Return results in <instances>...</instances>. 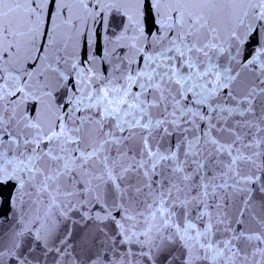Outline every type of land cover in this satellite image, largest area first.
Listing matches in <instances>:
<instances>
[{
  "label": "snow or ice",
  "instance_id": "6c2138e0",
  "mask_svg": "<svg viewBox=\"0 0 264 264\" xmlns=\"http://www.w3.org/2000/svg\"><path fill=\"white\" fill-rule=\"evenodd\" d=\"M0 264H264V0H0Z\"/></svg>",
  "mask_w": 264,
  "mask_h": 264
},
{
  "label": "water",
  "instance_id": "95a60500",
  "mask_svg": "<svg viewBox=\"0 0 264 264\" xmlns=\"http://www.w3.org/2000/svg\"><path fill=\"white\" fill-rule=\"evenodd\" d=\"M12 193L11 185L0 186V199L7 201Z\"/></svg>",
  "mask_w": 264,
  "mask_h": 264
}]
</instances>
